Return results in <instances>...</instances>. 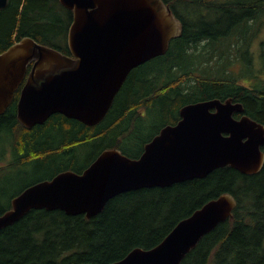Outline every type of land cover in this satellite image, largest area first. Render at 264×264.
Here are the masks:
<instances>
[{"label": "trees", "instance_id": "1", "mask_svg": "<svg viewBox=\"0 0 264 264\" xmlns=\"http://www.w3.org/2000/svg\"><path fill=\"white\" fill-rule=\"evenodd\" d=\"M164 2L183 23L180 35L164 55L131 71L100 123L89 126L55 113L26 128L17 121V98L0 116V130L13 145L11 163L0 167L13 168L0 183V214L11 208V201L4 203L6 193L24 176L55 168L81 172L106 148L139 157L164 126L177 123L186 104L233 98L264 124V81L249 68L232 66L230 51L236 46V59L252 61L250 45L264 26V0ZM214 13L212 23L207 19ZM72 20L73 12L60 0H8L0 10V53L25 36L69 53ZM155 128L141 145L145 132ZM131 143L137 145L134 153ZM90 145L99 152L79 167L81 149ZM225 192L238 201L234 216L205 235L182 264H264V166L252 175L225 166L204 178L124 192L91 218L33 209L0 230V264H110L136 247L155 246L181 219Z\"/></svg>", "mask_w": 264, "mask_h": 264}, {"label": "water", "instance_id": "2", "mask_svg": "<svg viewBox=\"0 0 264 264\" xmlns=\"http://www.w3.org/2000/svg\"><path fill=\"white\" fill-rule=\"evenodd\" d=\"M7 1L0 0V10ZM60 2L73 12L71 55L31 36L0 53V115L20 89L18 119L28 128L55 113L89 126L100 123L131 71L164 55L181 33L180 19L164 0ZM243 111L232 98L186 104L177 123L163 127L139 157L105 149L82 172L64 170L27 187L0 214V230L33 209L91 218L121 193L204 178L220 167L256 174L264 166V124L246 113L234 116ZM236 206L233 194L222 193L181 219L155 246L136 247L110 264H182L206 234L233 217Z\"/></svg>", "mask_w": 264, "mask_h": 264}, {"label": "rangeland", "instance_id": "3", "mask_svg": "<svg viewBox=\"0 0 264 264\" xmlns=\"http://www.w3.org/2000/svg\"><path fill=\"white\" fill-rule=\"evenodd\" d=\"M210 15L211 14L208 13V16H210ZM217 16H218V14L214 13L207 20L213 23V21H216L215 19L217 18ZM231 49L236 51V46H233V48H231ZM250 54H252V61L249 64L247 63L246 59L242 60V59H236L235 57H233L234 61H233L232 66H239L241 69L243 68V70H245V72H248L250 69L253 73H258L261 80L264 81V26L261 28V30L258 32L256 37L254 38L253 44L251 43ZM241 58H244V55H241ZM239 67L237 68V70L239 69ZM242 81H243V79H242ZM155 132H156V128L145 132V134L142 137V140L140 141L141 145L143 144V142L145 140L149 139ZM5 135H6L5 132H1V136H2L1 140L2 141L0 143V151L5 149L3 154H6V156L1 155L0 167H7L12 161V156L8 152V147L10 148L11 153L13 152L12 141H11V139L8 141L5 138L7 135L6 136ZM106 144L101 145V146H105ZM129 146L133 147V149L129 150V151H132L133 153L136 152V150H137L136 144L131 143ZM99 149H100V147H97L95 149V146L92 147V145L83 147L81 149V154H80L78 166L83 167L84 165H86L99 152L98 151ZM12 169L13 168H10V167H8L7 169H0V183L1 184H4L3 178L7 176L6 173H8V172L13 173ZM28 170H29V172H32L33 168L29 167ZM60 171H62V170H60ZM60 171L58 170V168H55L54 170H50L47 172H40V173H34V174L31 173L32 175H30V176L29 175L24 176L23 179H20L19 181H17V183H16L17 187L16 188H14V189H12L6 193V195H5L6 197L4 198V203L6 202V205L8 206L10 201L12 200V198L16 194L20 193L22 191V189L27 184L33 182L34 180H36L38 178H42V177H48L51 175L53 177L55 174H57ZM75 171H78V170L75 169ZM52 177H50V178H52Z\"/></svg>", "mask_w": 264, "mask_h": 264}, {"label": "flooded vegetation", "instance_id": "4", "mask_svg": "<svg viewBox=\"0 0 264 264\" xmlns=\"http://www.w3.org/2000/svg\"><path fill=\"white\" fill-rule=\"evenodd\" d=\"M231 53H233V57H235V55H236V51L235 50H231ZM69 55H71L70 53H68ZM20 97V93H19V95L17 96V99ZM16 100V96H15V98H14V100H13V102L11 103V105L14 103V101ZM17 102V101H16ZM16 107H17V105H16ZM16 111H17V109H16ZM60 114H62V113H60ZM64 115V114H63ZM66 116V115H65ZM68 117V116H67ZM235 117L236 118H240L241 117V113L238 115L237 113H235ZM17 121H18V119H17ZM1 132H5V130L4 129H1L0 130V138H2V136H1Z\"/></svg>", "mask_w": 264, "mask_h": 264}, {"label": "bare ground", "instance_id": "5", "mask_svg": "<svg viewBox=\"0 0 264 264\" xmlns=\"http://www.w3.org/2000/svg\"><path fill=\"white\" fill-rule=\"evenodd\" d=\"M17 42V41H16ZM31 67H32V65H29V67H28V73L30 72V69H31ZM214 99V98H213ZM165 127V126H164ZM150 142V141H149ZM116 197V196H115ZM114 198V197H113ZM109 201H110V199H109ZM108 203V202H107Z\"/></svg>", "mask_w": 264, "mask_h": 264}]
</instances>
